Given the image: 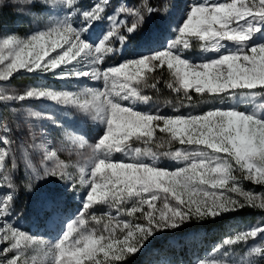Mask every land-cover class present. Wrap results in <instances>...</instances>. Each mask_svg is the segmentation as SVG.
Segmentation results:
<instances>
[{"label": "snow or ice", "instance_id": "snow-or-ice-1", "mask_svg": "<svg viewBox=\"0 0 264 264\" xmlns=\"http://www.w3.org/2000/svg\"><path fill=\"white\" fill-rule=\"evenodd\" d=\"M11 3L30 8L34 0ZM43 4L56 10L44 28L25 37L0 34V104L54 102L94 122L97 135L89 143L79 129L29 108V120H51L64 141L82 151L75 164L66 163L43 130L37 142L30 129L27 148L41 153L40 167L25 150L20 184L12 128L0 120V264H127L158 233L174 237L193 220L244 208L264 212V192L243 186L245 180L264 186V0H192L183 7L137 0L111 11V0L88 8L79 0ZM133 44L135 54L123 57ZM194 46L203 54L199 59L185 55ZM117 54L120 62L106 66ZM21 71L86 78L102 87L5 91ZM161 82L178 98L173 114L140 110L137 105L152 101L145 89L159 92ZM193 93L225 106L185 115L180 109L194 107ZM115 153L124 159L113 160ZM161 158L179 167H161ZM51 178L64 187H38ZM21 187L33 196L28 212L44 222L59 215L68 192L83 190L81 207L54 237L34 236L19 224L27 218L16 209ZM97 205L109 211L97 215ZM258 237L264 226L226 235L194 264H264V243H249Z\"/></svg>", "mask_w": 264, "mask_h": 264}, {"label": "rangeland", "instance_id": "rangeland-1", "mask_svg": "<svg viewBox=\"0 0 264 264\" xmlns=\"http://www.w3.org/2000/svg\"><path fill=\"white\" fill-rule=\"evenodd\" d=\"M79 2L82 8H88L95 2V0H79ZM191 2L192 0H162V3H167L169 5L178 4L180 7H183L184 4ZM120 4L129 5L127 0H111V7L109 8V11ZM21 8H23V10H20ZM55 11L56 10L53 9L50 13L49 10L45 8L43 0H34V4L30 8L28 6L12 5L11 0H3V5H0V34L9 33L16 34L20 37H25L39 29L44 28L49 22V19L55 18ZM95 31L99 32L100 27L98 26ZM172 35L174 36V34ZM135 47V44H133L125 49L123 57L133 56L135 54ZM185 55L192 59H199L203 54L199 49L195 51L194 49H191L186 50ZM207 55L212 56L214 54L209 53ZM121 58L122 57L120 54L109 58L106 62V66L108 64H118ZM22 73L27 72L21 71L15 74L9 82L3 85L4 90L22 92L25 88L35 85H45L57 90H76L83 84L102 87V85L96 82L87 81L86 78L84 80H59L54 78L51 74H44V76L32 80H23L16 76ZM145 93L152 96V101L148 105H137L140 110L152 112L159 110L161 113H167L169 115L173 114L171 105L178 103V98L176 95H172V92H157L153 89H145ZM194 94L195 93H193V95ZM194 96V107L181 108V113L185 115H187L189 112L200 113L207 111L212 107L225 106L218 100L213 101L208 99L204 102H201L199 97L196 95ZM166 101L171 102V104H166ZM29 108L34 111H41L51 115L59 123L65 126H71L72 128L79 129V131L85 135V138L89 141V143H94L95 137L97 135V126L94 124V122L91 120H86L82 114L76 112L75 110L58 106L54 102L29 100L25 102L13 103L10 106L0 104V120L7 121L9 123L10 127L12 128V135L10 138L13 139L14 147L17 148V182L20 184L23 183L22 178L25 177L26 172L24 157L25 150L30 153L29 158L32 165L37 168L40 167L41 153L27 148V144L31 143V138L28 135L30 129L36 134L37 142H39L41 139L40 132L43 130L47 135V139L52 143V145L60 149L58 156L66 163L75 164L79 158V153L82 151L78 146H72L64 141L61 129L53 124L51 120H29L27 118V110ZM173 147L178 148L183 146L174 144ZM112 159L123 160L124 156L120 153H115ZM160 166L167 168L179 167V165H177L174 161H171L167 158H161ZM9 167H11L10 163ZM237 175H239V173H237ZM56 185H59L61 188L64 187L56 178H51L50 183L40 181L38 187L43 186V190L48 191ZM243 186L245 189L250 191H255L257 193L264 192V186H261V189H255L246 185V180L243 181ZM82 192L83 190H80V193L68 192L60 205L59 215L54 220L44 222L42 218H38L34 214L28 212V209L32 206L33 196L31 193L25 192L21 187L16 199V209L17 211L24 209L27 218L19 219L20 226L30 231V233L34 236L44 237L46 239L54 237L59 231V228L63 222L74 217L77 211L80 209ZM93 211L97 215H102L108 212L109 209L104 205H97ZM253 226H264V214L262 212H259L253 219L242 223L236 229L229 231L226 235L234 234L236 231L246 230ZM169 234L171 233H158L153 242L147 245L141 254H137L136 256L132 257L131 260L138 258L139 264H194L197 257H204L205 254L212 249L214 244L221 241V239L226 236L225 235L221 237L217 241H210L206 244H203L201 248H199V246L192 247L187 253L184 254L177 250H167V248H164V244L166 243L165 240L167 238L166 236H169ZM249 243H264V237H258L256 241H249ZM0 248H2V246H0ZM243 251L244 248L242 245L237 248V260L242 259Z\"/></svg>", "mask_w": 264, "mask_h": 264}, {"label": "trees", "instance_id": "trees-1", "mask_svg": "<svg viewBox=\"0 0 264 264\" xmlns=\"http://www.w3.org/2000/svg\"><path fill=\"white\" fill-rule=\"evenodd\" d=\"M127 2L131 6L136 3L137 0H127ZM192 49H194V51L198 50L195 46ZM16 76L23 80H32L42 77L44 74L22 73ZM164 79H167L166 72ZM158 87L160 92L171 93V90H169L163 82H161ZM172 95L175 94L173 93ZM246 185L255 189H261V185H254L250 181H246ZM259 212L262 211L258 209L244 208L235 212L223 214L216 218H209L202 222L193 220L190 224H187L183 228L177 230V234L174 237L171 236V234L166 236L167 238L165 240L166 243L164 244V248H167V250H177L184 254L192 247L199 246V248H201L203 244L210 241H217L221 237L225 236L229 231L239 227L242 223L253 219ZM262 213L264 214V212ZM127 263L139 264V261L138 258H134L132 260L130 259Z\"/></svg>", "mask_w": 264, "mask_h": 264}]
</instances>
